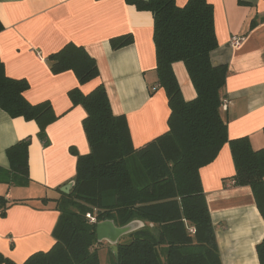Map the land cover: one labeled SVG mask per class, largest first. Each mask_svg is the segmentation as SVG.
<instances>
[{
  "label": "crops",
  "instance_id": "obj_1",
  "mask_svg": "<svg viewBox=\"0 0 264 264\" xmlns=\"http://www.w3.org/2000/svg\"><path fill=\"white\" fill-rule=\"evenodd\" d=\"M207 0L213 6L217 48L213 66H227L221 116L229 139L247 137L253 150L264 148V0ZM187 0H175L182 7ZM255 19L257 24L250 28ZM0 60L9 78L26 80L30 104L48 101L57 119L47 126L43 146L33 121L11 118L0 109V253L16 264L47 251L58 218L55 199L75 175L76 156L89 153L83 131L84 109L68 92L88 94L103 85L115 116H124L137 148L168 130L169 107L155 71L153 18L125 0H0ZM131 35V44L113 50L112 38ZM232 36L243 38L230 47ZM83 47L96 62L97 78L80 85L71 71L53 74L47 57L65 44ZM172 70L185 101L196 97L185 66ZM29 137L27 185H14L6 150ZM228 144L199 169L203 195L214 228L221 264H259L256 245L264 237L261 218L248 186H235ZM9 180V181H8ZM43 200H48L44 202Z\"/></svg>",
  "mask_w": 264,
  "mask_h": 264
},
{
  "label": "trees",
  "instance_id": "obj_2",
  "mask_svg": "<svg viewBox=\"0 0 264 264\" xmlns=\"http://www.w3.org/2000/svg\"><path fill=\"white\" fill-rule=\"evenodd\" d=\"M125 1L152 14L155 71L167 97L168 130L135 148L125 117L112 113L103 85L88 94L70 90L72 105L86 113L82 126L89 153L69 149L76 156L74 184L54 200V243L22 264H100L96 224L105 220L116 227L144 224L117 243L110 264H221L199 169L210 164L224 144L229 145L235 168L233 185L250 187L264 221V148L253 150L247 137L229 139L221 116L227 66L210 62L217 48L212 4L187 0L179 7L175 0ZM238 4L247 5L241 0ZM256 24L253 19L249 27ZM132 41L131 35H123L112 38L110 46L116 50ZM47 62L53 74L71 71L80 85L99 75L93 57L73 43L50 54ZM176 62L183 63L195 90L191 101L181 96L172 70ZM28 87L26 80L9 78L0 60V109L11 118L35 122L37 138L47 146L46 128L57 116L48 101L30 104L23 96ZM30 141L27 137L6 150L9 183L27 185ZM5 210L0 197L1 217ZM256 253L258 263L264 264V237ZM0 264L16 263L0 253Z\"/></svg>",
  "mask_w": 264,
  "mask_h": 264
},
{
  "label": "water",
  "instance_id": "obj_3",
  "mask_svg": "<svg viewBox=\"0 0 264 264\" xmlns=\"http://www.w3.org/2000/svg\"><path fill=\"white\" fill-rule=\"evenodd\" d=\"M148 2V0H141ZM73 181L69 182L65 186L60 188V192L68 194L73 186ZM144 224L140 221L131 222L123 227H116L113 221L105 220L96 224V238L98 243H107L112 246V254L115 255L117 252V243L124 237L128 236L132 232L143 227Z\"/></svg>",
  "mask_w": 264,
  "mask_h": 264
},
{
  "label": "rangeland",
  "instance_id": "obj_4",
  "mask_svg": "<svg viewBox=\"0 0 264 264\" xmlns=\"http://www.w3.org/2000/svg\"><path fill=\"white\" fill-rule=\"evenodd\" d=\"M125 237L126 236L122 237L119 241H121ZM98 250L100 264H110L111 258L114 256L112 254V246L103 242L98 246Z\"/></svg>",
  "mask_w": 264,
  "mask_h": 264
},
{
  "label": "built area",
  "instance_id": "obj_5",
  "mask_svg": "<svg viewBox=\"0 0 264 264\" xmlns=\"http://www.w3.org/2000/svg\"><path fill=\"white\" fill-rule=\"evenodd\" d=\"M242 40H243V38H241V37L232 36L230 38L229 45H230V47L236 48L240 45ZM226 104H227V101L224 100L222 105H221L222 108H225ZM87 218H89L90 222H95V219L93 217H91L90 215H87ZM193 231H194L193 228H191L190 232H193Z\"/></svg>",
  "mask_w": 264,
  "mask_h": 264
}]
</instances>
